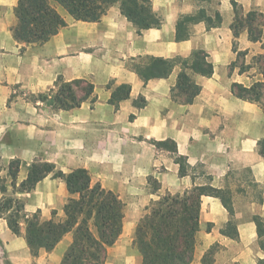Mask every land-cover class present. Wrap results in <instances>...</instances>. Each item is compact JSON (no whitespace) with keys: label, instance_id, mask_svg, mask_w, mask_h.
<instances>
[{"label":"crops","instance_id":"1","mask_svg":"<svg viewBox=\"0 0 264 264\" xmlns=\"http://www.w3.org/2000/svg\"><path fill=\"white\" fill-rule=\"evenodd\" d=\"M233 1L245 13L264 14V0H150L161 22L138 31L117 3L100 20L83 21L53 2L66 24L48 40L24 45L12 32L18 0H0V181L6 186L0 199H21L27 216L38 212L42 219H62L70 196L65 181L50 173L30 191H15L10 161H20L16 186L35 161L53 163L64 173L85 168L92 183L124 202L122 232L107 248L103 264H142L131 234L150 201L165 191L209 185L230 195L232 213L219 197L202 194L187 264H264V158L258 152L264 105L232 93L233 82L249 86L258 75L230 67L234 42L238 50L263 49L246 31L233 35ZM200 10L208 16L217 11L220 23L192 22L189 37L176 40L178 19ZM196 49L208 54L213 72L192 74L199 92L191 103L171 96L180 64L166 77L147 81L133 68L148 57L185 58ZM57 78L82 79L93 84V92L77 107L54 108L51 96L42 100L38 94L54 87ZM121 84L129 86V96L114 104L111 94ZM141 97L144 104L137 106ZM165 139L185 156L186 174L179 175L173 152L153 143ZM150 176L160 184L155 192L148 187ZM70 241L67 233L52 250L32 255L24 237L0 216V264H60Z\"/></svg>","mask_w":264,"mask_h":264},{"label":"trees","instance_id":"2","mask_svg":"<svg viewBox=\"0 0 264 264\" xmlns=\"http://www.w3.org/2000/svg\"><path fill=\"white\" fill-rule=\"evenodd\" d=\"M60 4L76 20L98 21L108 7L118 4L121 13L141 31L144 28L158 26L160 17L152 10L150 0H18L15 7L17 23L12 32L15 39L28 45L42 43L54 35L66 24L63 17L53 6ZM234 19L230 25L235 37L246 31L248 39L260 42L263 52L251 56L250 63H237L240 55L245 56L247 50H238L234 42L237 57L230 67L237 66L239 72L255 70L252 75L259 77L249 86L233 82L232 93L241 99L264 105V14L256 10L244 12L235 2ZM204 19L208 26L217 25L221 21L220 14L215 11L212 16L200 10L196 15H182L176 23V40L187 39L190 35L189 25ZM175 64L181 70L171 96L176 101L191 103L199 92V86L193 81L192 74L209 76L213 72L208 54L201 50H193L189 57H148L143 62L133 65L139 77L147 81L151 78L166 77ZM78 89L82 95L77 93ZM92 83L82 79L64 81L57 78L54 87L46 93L38 94L42 100L51 96L54 108L70 109L80 105L93 92ZM52 93V95H50ZM129 86L121 84L112 92L110 102L117 104L128 98ZM137 106L144 104L141 97L135 101ZM160 148L175 154L179 165V175L187 172L188 164L183 155L177 153L176 144L171 139L153 141ZM258 152L264 158V140L258 142ZM20 161L13 159L9 164V174L14 190L30 191L35 184L52 173L61 177L67 186L70 196L64 205L62 219H42L38 212L31 215L24 213V202L14 196H3L0 199V216L6 219L10 230L22 235L32 255L41 248L52 250L62 237L70 233L71 241L67 246L60 264H103L107 248L111 246L122 232L124 202L113 191L92 183L87 169L79 167L64 173L55 165L46 161H35L31 164L27 177L15 185ZM151 178V177H149ZM154 192L160 188L157 179ZM0 190L6 192V186L0 181ZM202 194H213L219 197L225 208L232 213L230 195L221 189L209 185H194L181 193L168 191L159 194L145 208L139 218L133 237V243L142 255V264H187L191 258L198 230L200 201ZM263 229L258 223V231Z\"/></svg>","mask_w":264,"mask_h":264},{"label":"rangeland","instance_id":"3","mask_svg":"<svg viewBox=\"0 0 264 264\" xmlns=\"http://www.w3.org/2000/svg\"><path fill=\"white\" fill-rule=\"evenodd\" d=\"M236 46V48L238 49V45L236 44L235 45ZM256 51H259V48H258V46L256 47V48H252L251 49V51H248L247 52V54L245 55V56H243V55H240V57L237 59V63L239 64V63H241L242 61H245L246 63H250V59H251V56L252 55H254V52H256ZM256 54H257V52H256ZM236 57H237V55H236ZM235 57V58H236ZM254 71L255 70H251L250 71V69L248 70V72L250 73H254ZM250 75V74H249ZM259 77V76H258ZM77 93L79 94V95H82V91L80 90V89H78V91H77ZM50 95H52V93H50ZM242 175V174H241ZM151 178H148V187H149V189L150 190H152V191H154V189H155V187H156V185H157V183H156V181L153 179V176H150ZM235 177L236 178H239L240 177V175H238V174H236L235 175ZM243 177H244V175H243ZM159 194H162V193H159ZM157 199V198H156ZM155 200V199H154ZM151 202V201H150ZM126 203V202H125ZM145 213V210H143V212H142V215ZM134 231H135V229L133 230V232H132V234H131V237L133 238L134 237Z\"/></svg>","mask_w":264,"mask_h":264}]
</instances>
